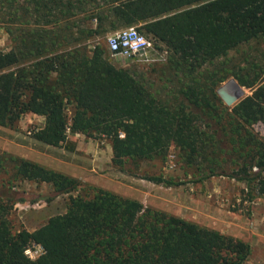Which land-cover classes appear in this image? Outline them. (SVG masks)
Segmentation results:
<instances>
[{"label": "trees", "instance_id": "obj_1", "mask_svg": "<svg viewBox=\"0 0 264 264\" xmlns=\"http://www.w3.org/2000/svg\"><path fill=\"white\" fill-rule=\"evenodd\" d=\"M0 25L12 43L0 52V127L44 117L33 138L70 152L69 132L107 139L113 165L131 175L175 147L194 175L245 182L264 196V140L251 129L264 122V0H0ZM128 27L168 52L160 88L111 61L105 37ZM232 52L244 66L232 64ZM230 77L252 91L232 107L217 92ZM8 170L12 181L45 183L57 194L79 185L0 156V175ZM4 186L0 264H245L251 253L242 240L105 190L72 197L65 214L33 232L15 230L17 200ZM35 247L42 252L32 259Z\"/></svg>", "mask_w": 264, "mask_h": 264}, {"label": "rangeland", "instance_id": "obj_2", "mask_svg": "<svg viewBox=\"0 0 264 264\" xmlns=\"http://www.w3.org/2000/svg\"><path fill=\"white\" fill-rule=\"evenodd\" d=\"M11 48L8 34L0 27V52ZM230 57H233L232 64L245 65L236 52H232ZM110 59L119 67L136 69L140 75L145 74L146 80L155 85L154 88L166 84L160 79L164 76L161 71L168 63V52L162 45L156 46L152 42V47L144 55L129 62L112 54ZM167 76L171 77V73L168 72ZM231 80L239 84L234 77H230L218 90L226 87ZM242 89L244 94L232 106L252 94L250 89ZM67 115L69 118L74 115L72 106L68 108ZM44 120V117L27 114L15 129L0 127V156H15L38 163L76 179L79 185L69 194H57L48 184L12 181L10 170L9 173H2L0 191L5 185L4 188L17 200L9 216L15 230L25 228L33 232L50 218L65 214L72 197L90 199L99 190H105L137 200L144 209L160 211L242 240L251 248L245 264H264V196H258L254 190L250 193L245 182L227 177L202 179L180 162L179 151L175 147L170 149L164 160L143 162L136 175L123 173L112 163V145L107 139L96 140L69 132L68 141L75 147L74 152L36 141L33 132L44 125ZM254 134L264 140L263 135ZM145 176L160 177L166 183L157 184L144 179ZM41 252L39 247H35L28 251V255L36 259Z\"/></svg>", "mask_w": 264, "mask_h": 264}, {"label": "built area", "instance_id": "obj_3", "mask_svg": "<svg viewBox=\"0 0 264 264\" xmlns=\"http://www.w3.org/2000/svg\"><path fill=\"white\" fill-rule=\"evenodd\" d=\"M107 47L113 56L124 60H134L137 56L144 55L152 47V42L140 33L136 27H128L109 35ZM252 130L264 136V123L257 122L253 124Z\"/></svg>", "mask_w": 264, "mask_h": 264}, {"label": "water", "instance_id": "obj_4", "mask_svg": "<svg viewBox=\"0 0 264 264\" xmlns=\"http://www.w3.org/2000/svg\"><path fill=\"white\" fill-rule=\"evenodd\" d=\"M236 86V89H233V95L229 96L228 92L225 90V88L227 86ZM226 87H221L218 90V94L219 96L225 101V104L228 106H232L237 100H239V98L244 94V91L242 89V87L236 83L235 80H231ZM235 88V87H234Z\"/></svg>", "mask_w": 264, "mask_h": 264}]
</instances>
